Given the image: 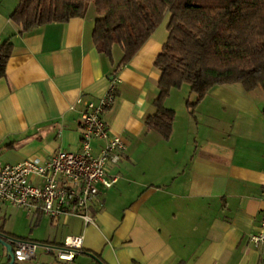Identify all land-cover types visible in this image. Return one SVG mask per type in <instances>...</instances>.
Wrapping results in <instances>:
<instances>
[{
	"label": "crops",
	"instance_id": "1",
	"mask_svg": "<svg viewBox=\"0 0 264 264\" xmlns=\"http://www.w3.org/2000/svg\"><path fill=\"white\" fill-rule=\"evenodd\" d=\"M21 0H0V41L13 53L0 80V161L46 160L81 149L80 117L116 88L105 120L126 152L91 208L95 223L76 217L30 219L29 240L39 244L36 264H261L250 242L259 231L264 199V91L241 84L213 88L194 110L184 85L165 100L175 112L167 140L146 126L156 113L161 72L156 60L169 38L167 15L139 53L118 69L93 40L91 7L85 18L53 23L20 35L11 15ZM95 152L104 145L93 144ZM17 236L7 229L0 230ZM6 236V235H5ZM82 237L73 262L58 258L66 238ZM7 237V236H6ZM18 237V236H17ZM51 247L53 251L45 248ZM0 244V264H9ZM17 263V262H16Z\"/></svg>",
	"mask_w": 264,
	"mask_h": 264
},
{
	"label": "trees",
	"instance_id": "2",
	"mask_svg": "<svg viewBox=\"0 0 264 264\" xmlns=\"http://www.w3.org/2000/svg\"><path fill=\"white\" fill-rule=\"evenodd\" d=\"M91 7L96 13L94 44L110 59L115 47L121 49L118 69L171 15L169 38L155 63L161 72L160 94L153 103L156 113L146 120L150 130L167 140L173 133L175 112L164 102L173 90L191 88L196 99L188 106L193 114L217 86L241 84L247 92L264 91V0H21L10 19L24 35L49 24L85 18ZM12 53V42L0 41V80L7 76Z\"/></svg>",
	"mask_w": 264,
	"mask_h": 264
},
{
	"label": "built area",
	"instance_id": "3",
	"mask_svg": "<svg viewBox=\"0 0 264 264\" xmlns=\"http://www.w3.org/2000/svg\"><path fill=\"white\" fill-rule=\"evenodd\" d=\"M116 100V88L111 86L98 103L88 102L80 117L81 149L77 152L58 150L48 159H30L18 164L0 161V202L27 211L34 219L51 220L80 218L95 223L91 208L100 202L101 188L109 190L118 183L111 167L118 165L127 148L119 136H114L106 123L105 114ZM104 143L98 152L93 143ZM252 246L261 254L264 264V199L259 231L250 236ZM82 237L66 238L58 249V258L73 262L83 250ZM15 260L28 262L37 256L39 245L13 241ZM48 252L51 247L45 248Z\"/></svg>",
	"mask_w": 264,
	"mask_h": 264
},
{
	"label": "rangeland",
	"instance_id": "4",
	"mask_svg": "<svg viewBox=\"0 0 264 264\" xmlns=\"http://www.w3.org/2000/svg\"><path fill=\"white\" fill-rule=\"evenodd\" d=\"M30 219L34 218L24 209L0 202V225H7V229H10L18 237H30L34 229ZM38 250L40 251V249ZM16 264H36V261L17 262Z\"/></svg>",
	"mask_w": 264,
	"mask_h": 264
},
{
	"label": "water",
	"instance_id": "5",
	"mask_svg": "<svg viewBox=\"0 0 264 264\" xmlns=\"http://www.w3.org/2000/svg\"><path fill=\"white\" fill-rule=\"evenodd\" d=\"M15 240L10 239L9 237H6L5 235L0 233V244H2L6 250H7V255L8 258L10 259L9 264H15V254H14V247L12 245V242Z\"/></svg>",
	"mask_w": 264,
	"mask_h": 264
}]
</instances>
